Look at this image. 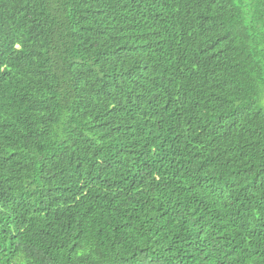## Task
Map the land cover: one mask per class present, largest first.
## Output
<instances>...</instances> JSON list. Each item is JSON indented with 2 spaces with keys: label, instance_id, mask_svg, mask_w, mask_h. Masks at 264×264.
<instances>
[{
  "label": "trees",
  "instance_id": "1",
  "mask_svg": "<svg viewBox=\"0 0 264 264\" xmlns=\"http://www.w3.org/2000/svg\"><path fill=\"white\" fill-rule=\"evenodd\" d=\"M0 264H264V0H0Z\"/></svg>",
  "mask_w": 264,
  "mask_h": 264
}]
</instances>
